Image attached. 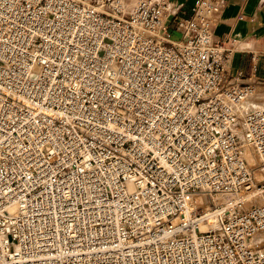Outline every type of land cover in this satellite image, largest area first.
I'll return each mask as SVG.
<instances>
[{
	"label": "built area",
	"instance_id": "2783aa9c",
	"mask_svg": "<svg viewBox=\"0 0 264 264\" xmlns=\"http://www.w3.org/2000/svg\"><path fill=\"white\" fill-rule=\"evenodd\" d=\"M224 3L0 0V264H264L263 81L230 75Z\"/></svg>",
	"mask_w": 264,
	"mask_h": 264
},
{
	"label": "crops",
	"instance_id": "0c3cea01",
	"mask_svg": "<svg viewBox=\"0 0 264 264\" xmlns=\"http://www.w3.org/2000/svg\"><path fill=\"white\" fill-rule=\"evenodd\" d=\"M169 1L180 14L190 16L197 0ZM213 34L218 40H237L229 62L230 75L241 74L244 82L262 80L264 89V0H225L213 24Z\"/></svg>",
	"mask_w": 264,
	"mask_h": 264
},
{
	"label": "rangeland",
	"instance_id": "374dc122",
	"mask_svg": "<svg viewBox=\"0 0 264 264\" xmlns=\"http://www.w3.org/2000/svg\"><path fill=\"white\" fill-rule=\"evenodd\" d=\"M174 37H178V36L175 34ZM257 165H258V163H257ZM257 173H258V174H261L260 170H258ZM251 201H253V202H257V203H258V202L261 203V202L264 201V197L259 193V194H257L255 197H253ZM211 202H212V201H210V204L208 203L207 206L211 205ZM204 223L207 224V221H205ZM204 228H205V227H204Z\"/></svg>",
	"mask_w": 264,
	"mask_h": 264
},
{
	"label": "bare ground",
	"instance_id": "6f19581e",
	"mask_svg": "<svg viewBox=\"0 0 264 264\" xmlns=\"http://www.w3.org/2000/svg\"><path fill=\"white\" fill-rule=\"evenodd\" d=\"M249 155V154H248ZM251 159V158H250ZM260 175V174H259Z\"/></svg>",
	"mask_w": 264,
	"mask_h": 264
}]
</instances>
